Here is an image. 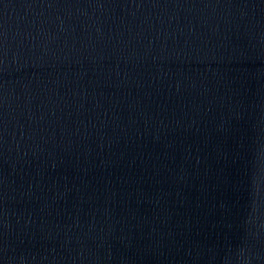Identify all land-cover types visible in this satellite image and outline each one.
<instances>
[{
  "label": "water",
  "instance_id": "1",
  "mask_svg": "<svg viewBox=\"0 0 264 264\" xmlns=\"http://www.w3.org/2000/svg\"><path fill=\"white\" fill-rule=\"evenodd\" d=\"M0 264H264V0H0Z\"/></svg>",
  "mask_w": 264,
  "mask_h": 264
}]
</instances>
